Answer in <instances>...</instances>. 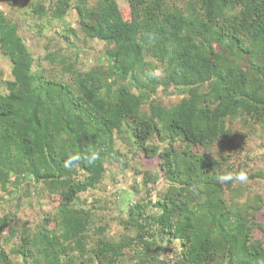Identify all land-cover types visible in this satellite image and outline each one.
Listing matches in <instances>:
<instances>
[{
  "label": "trees",
  "instance_id": "16d2710c",
  "mask_svg": "<svg viewBox=\"0 0 264 264\" xmlns=\"http://www.w3.org/2000/svg\"><path fill=\"white\" fill-rule=\"evenodd\" d=\"M127 1L32 4L36 33L47 38L45 18L76 10L85 35L107 46L104 62L89 70L78 66L76 30L56 32L65 51L52 50L48 38L44 64L0 9V56L12 63V79L0 71V203L32 188L47 191L55 211L34 226L0 218V264H264V238L255 234L264 232V194L218 179L244 172L264 180V168L235 170L231 154L207 153L224 144L239 151L238 122L245 136L264 133V0ZM155 65L163 76L143 80ZM162 88L180 100L164 101ZM90 149L100 153L94 164L64 166ZM141 156L157 158L159 169L135 164ZM114 163L133 166L146 188L118 238L95 218ZM161 179L166 191L154 199ZM82 195L92 196L91 206Z\"/></svg>",
  "mask_w": 264,
  "mask_h": 264
},
{
  "label": "rangeland",
  "instance_id": "374dc122",
  "mask_svg": "<svg viewBox=\"0 0 264 264\" xmlns=\"http://www.w3.org/2000/svg\"><path fill=\"white\" fill-rule=\"evenodd\" d=\"M40 2L45 3L46 0H0V9L5 11L7 16L12 19L18 26L19 34L23 37L26 45L29 47L30 51L36 58V60H43L42 58L46 55L45 45L48 43V38L53 39L51 43L52 50L62 51L66 50L67 42H65L59 35L57 31L65 30V27H71L76 30L77 35L72 37V42L75 45V49H79L80 57L79 67L82 70H89L93 66L104 62L103 52L106 50L107 46L96 39L88 38L82 31L79 21L78 14L75 9L71 8L66 13L65 17L59 21H50L49 17L45 18V23L49 22L48 27L45 29V35L47 37H42L37 35L35 23H38V17L32 12V6L40 5ZM119 7L124 8L128 6L127 0H117ZM75 0H73V4ZM33 4V5H32ZM43 22V21H42ZM52 23V24H51ZM44 60H43V62ZM0 71L1 78L4 80L12 79V63L9 59L0 56ZM58 74H61V68L57 69ZM164 96V101L173 104L180 100V96H166L162 92L163 88L159 90ZM241 123L235 124V138L236 141L233 145H237L239 151H235L233 148L224 146H215L211 150H207V153L216 154H231V165L234 169H238L240 165H248V172L256 171L257 169L264 168V133L261 130L256 132H251L249 136H245L240 129ZM253 134V135H252ZM119 140L117 139V142ZM119 147H122L130 157L133 158V148L122 143H118ZM241 148H245L241 151ZM135 158V157H134ZM135 164H141L143 169H149L151 171H156L158 167V159H148L145 156L137 157L133 161ZM133 168V166H132ZM130 167V169L123 170L120 169L117 163L112 164L108 168V172L101 183V191H98V195L101 199V211L95 212V218L97 223L100 225H107L108 234L114 238H118L121 234L128 232L124 230L121 222L127 220L128 209L133 205L135 200L139 197L145 196L146 188L142 186L143 176L136 175L135 171ZM135 182H138L141 187L136 192L133 189ZM245 185L251 187L250 191L252 193L260 192L264 194V180H246ZM166 181L161 179L158 183L156 194L154 199L159 195H162L166 191ZM249 191V192H250ZM31 194L25 193V190L21 189L15 199H10L8 195L5 196V201L0 203V218L5 215H12L15 222L20 225L34 226L39 223L48 214H54V207L48 192L45 191L43 194L35 195L34 190L31 188ZM82 202L85 206H91L92 196L82 195ZM99 204V205H100ZM260 219L264 226V210L260 214ZM14 224V223H12ZM130 231L134 232L133 229ZM256 237L259 239L264 238V232H256ZM1 243V242H0ZM178 244V243H177ZM174 253L170 256L166 255L167 258H171Z\"/></svg>",
  "mask_w": 264,
  "mask_h": 264
},
{
  "label": "clouds",
  "instance_id": "9594fccd",
  "mask_svg": "<svg viewBox=\"0 0 264 264\" xmlns=\"http://www.w3.org/2000/svg\"><path fill=\"white\" fill-rule=\"evenodd\" d=\"M163 74H164V69L159 65L146 66L142 72L141 78L145 81H155V80H159L163 76ZM99 158H100V153L97 150L90 149L89 152L84 154L83 156L70 154L68 158L65 160L64 166L66 168L79 166V162L81 161V159H83L84 162L87 163L88 165H92ZM234 178L239 180L240 182H244L246 181L247 176L244 172H240L235 177H233L232 174L220 175L218 177V179L221 181H228Z\"/></svg>",
  "mask_w": 264,
  "mask_h": 264
}]
</instances>
